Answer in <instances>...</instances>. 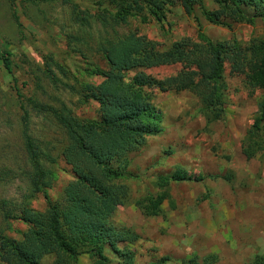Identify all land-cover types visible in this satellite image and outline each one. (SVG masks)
Masks as SVG:
<instances>
[{"label": "rangeland", "instance_id": "374dc122", "mask_svg": "<svg viewBox=\"0 0 264 264\" xmlns=\"http://www.w3.org/2000/svg\"><path fill=\"white\" fill-rule=\"evenodd\" d=\"M196 1L187 14L181 0H0V240L22 242L30 227L26 213L43 214L48 208L44 192L56 202L75 181L63 160L70 146L65 127L54 114L36 110L34 103L65 110L79 122L102 119L99 101L91 100L90 89L82 86L106 85L107 57L128 55L127 39L132 36L155 43L160 51L201 36L214 43L264 40L263 17L252 24L228 18L212 24L205 14L218 10L215 0ZM152 4L162 8L157 18L150 14ZM253 8L243 7L249 17ZM124 9L129 16H122ZM3 53H9L11 74ZM180 70L161 67L145 74L163 80ZM135 75L130 72L128 79ZM223 94L225 116L209 124L191 93L153 92L161 130L129 155L118 183L129 189L130 198L113 217L117 229L139 236L136 244L125 245L135 264L164 258H170L164 264L193 258L202 262L211 255L216 257L213 264H264V134L247 136L253 128L264 127V91L251 90L244 77H232L226 66ZM27 138L38 146L43 169L54 180L46 174L38 181ZM179 172L187 173L188 180L159 187L161 179L171 180ZM162 193L169 197L163 213L146 218L136 202ZM110 259L111 264L121 263ZM57 262L52 253L41 263ZM68 264L92 261L82 255Z\"/></svg>", "mask_w": 264, "mask_h": 264}, {"label": "trees", "instance_id": "16d2710c", "mask_svg": "<svg viewBox=\"0 0 264 264\" xmlns=\"http://www.w3.org/2000/svg\"><path fill=\"white\" fill-rule=\"evenodd\" d=\"M215 3L218 10L205 14L212 24L227 18L252 24L257 18H264V0H215ZM197 4L196 0H181L187 14H191ZM243 7H254V16H247ZM160 13L162 8L155 5L150 14L157 18ZM121 14L129 16L130 12L124 9ZM14 18L19 22L18 16ZM127 52L129 54L122 58L107 57L110 69L104 74L107 84L101 89L82 86L84 90L90 89L91 100L99 101L102 117L99 121L79 122L65 110L34 103L36 110L54 114L65 127L70 146L63 160L71 168L75 181L56 202L44 192L48 208L43 214L26 213L24 219L30 227L22 242L1 238L0 264H42L44 255L52 253L58 257L57 264H68L82 255H87L92 264H111L110 255L121 260L120 264H135L134 253L125 245L136 244L139 236L127 229H117L113 217L130 198L129 189L118 183L125 175L124 168H128L129 155L161 130L162 119L153 104V92L191 93L201 102L204 118L212 124L222 121L226 113L223 101L226 66L232 77H244L251 90L264 91V40L248 44L230 40L214 43L201 36L196 40L186 38L169 50L160 51L155 43L132 36L127 39ZM7 57L9 53H3L4 67L11 74ZM171 66H180L181 70L163 80L145 74L150 69ZM133 71L136 75L128 79ZM103 88L106 91L102 92ZM260 113V120L264 122V102ZM27 115L24 111L26 124ZM260 132L264 134V127L253 128L247 136L256 139ZM26 145L38 181L46 174L54 180L55 175L43 169L36 143L27 138ZM187 180V173L179 172L171 180L161 179L159 187L164 190L170 182ZM36 188L42 191L39 185ZM167 198V193L148 196L138 200L136 205L146 218L159 217ZM169 260L164 258L155 264ZM215 261L216 257L211 255L202 262L193 258L183 264H213Z\"/></svg>", "mask_w": 264, "mask_h": 264}]
</instances>
